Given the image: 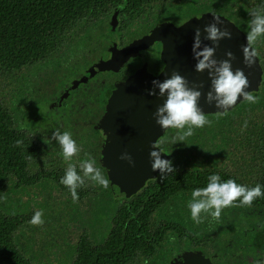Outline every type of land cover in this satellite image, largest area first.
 <instances>
[{
    "label": "flooded vegetation",
    "instance_id": "flooded-vegetation-1",
    "mask_svg": "<svg viewBox=\"0 0 264 264\" xmlns=\"http://www.w3.org/2000/svg\"><path fill=\"white\" fill-rule=\"evenodd\" d=\"M254 1L105 0L74 25L49 31L28 61L0 69V108L33 151L25 166L24 138L3 141L0 206L19 218L13 244L31 264H76L84 252L93 260L111 255L117 264H264V197L223 209L219 220L202 213L200 224L188 207L192 191L212 174L264 186V49H256L263 79L251 92L258 102L242 100L219 117L205 113L212 123L184 142L153 116L136 114L134 123L109 116L115 90L140 75L169 78L177 70L189 86L207 79L180 28L214 13L247 34L250 12L259 9ZM55 130L70 131L80 145L73 157L78 173L79 161L90 156L108 188L86 179L73 201L60 183L67 162L51 139ZM157 140L175 169L163 177L151 167ZM124 152L134 165L120 159ZM40 209L45 223L31 226Z\"/></svg>",
    "mask_w": 264,
    "mask_h": 264
},
{
    "label": "clouds",
    "instance_id": "clouds-1",
    "mask_svg": "<svg viewBox=\"0 0 264 264\" xmlns=\"http://www.w3.org/2000/svg\"><path fill=\"white\" fill-rule=\"evenodd\" d=\"M212 15L213 21L204 27L206 33L204 39L211 40L218 47L219 41L223 38L230 39L232 33L227 28L222 30L218 27V25L223 24V21L220 16L214 13ZM250 15L252 19L249 25L250 31L246 34L247 43L242 46L244 63L247 67H252L255 64L258 52L254 45L260 37L264 36V9H255L250 12ZM192 51L194 59L197 61L195 64L196 71L204 72L207 70L211 78V89L206 93L205 100L208 104L214 102L217 109H222V111H217V117L226 115L228 109L233 107L241 96L248 103L258 102L257 96L246 91L249 87V80L244 71L240 68L233 71L234 54L227 51L228 59L217 60L214 58L216 47L207 44L202 47L201 29L199 27L195 29ZM152 83L153 88L149 90V95L166 96L163 104L159 105L153 114L156 123L163 129L179 130L176 142H184L186 138L194 135V129L203 128L212 123L199 106V100L202 96L199 89L203 87L202 83L189 87V81L177 71H173L170 78H166L162 82L154 80ZM157 88L159 89L158 93L156 92ZM246 126L247 122H245ZM51 139L59 143L63 159L67 162V168L60 183L70 190L73 201L78 200L77 189L85 184L86 179L105 189L108 188L109 180L102 169L97 166V161L94 158L86 156L85 159L79 161V168L83 175L78 173L77 163L73 162V157L79 155L81 147L70 131L61 133L59 130H55ZM15 143L16 146H20L22 141L17 140ZM160 143L161 141L157 140L152 144L153 150L150 151V158L152 170H159L161 177H163L165 173H172L175 169L171 160L162 158L161 153L166 152L160 148ZM167 154L170 155V153ZM120 159L134 165L131 155L127 152L122 153ZM260 197H264V186L260 184L248 187L237 183L232 178L221 181L218 174H212L208 177L206 187L196 188L192 191L188 207L191 219L200 224L203 222L202 213H208L214 219L219 220L223 209L251 207L253 202ZM28 223L31 226H42L45 223L44 210H37Z\"/></svg>",
    "mask_w": 264,
    "mask_h": 264
},
{
    "label": "trees",
    "instance_id": "trees-1",
    "mask_svg": "<svg viewBox=\"0 0 264 264\" xmlns=\"http://www.w3.org/2000/svg\"><path fill=\"white\" fill-rule=\"evenodd\" d=\"M103 1L105 0H0V69H9L19 62L28 61L37 54L49 31L59 32L65 26L74 25ZM254 3L257 6L255 8L264 9V0H255ZM259 39L254 47L264 49V36ZM2 119L8 123L4 128ZM9 121L7 114H3L0 108V192L4 180V175L1 174L5 161L2 149L6 137L24 138L25 166L27 158L33 155L31 147L27 146L29 138L10 129ZM16 153L15 150V155ZM18 224L19 218L6 216L0 206V264H31L13 244V233ZM92 257L94 256L89 257L84 252L76 264H117L111 255L105 254L98 260H93Z\"/></svg>",
    "mask_w": 264,
    "mask_h": 264
},
{
    "label": "water",
    "instance_id": "water-1",
    "mask_svg": "<svg viewBox=\"0 0 264 264\" xmlns=\"http://www.w3.org/2000/svg\"><path fill=\"white\" fill-rule=\"evenodd\" d=\"M218 16H220L221 20L223 21V24L218 25V27H220L222 30L227 28L232 33L230 39H221L219 41L218 47L214 45L211 40L204 39L206 36L204 27L213 21L212 14H201L196 16L183 27H181L179 32L185 34V41L192 40L194 42L195 29L199 27L201 29L202 44L207 41L209 46L216 47L214 58L217 60L228 59L226 52L231 51L235 56V59L232 60L233 71H235L237 68L242 69L249 80V87L246 89V91L253 92L258 90L263 79V67L258 55L256 57L255 64L252 67H247L244 63L242 52V46L246 45L247 43L245 31L229 18L219 14ZM203 73L205 78L207 76L208 78L204 80L201 79V81H199L197 84H194H203V87L199 89L202 92V96L199 100V106L202 108L204 113L222 111V109H217L214 102L213 104L206 103L205 96L206 93L211 89V78L208 75V71ZM166 78L168 77L165 74H161L158 77L140 75L137 78L128 80L124 85H121L119 88H117L111 97V106L109 107V116L112 119L111 121L114 122L113 120L123 116L126 121L134 123L139 118L136 117V114H140L145 120L151 119V116H153L155 119L153 114L156 112L157 107L163 104L166 96L160 97L159 95H149V90L153 88L152 82L154 80H159L162 82ZM156 92H159L158 88L156 89ZM155 98H158V100ZM242 100L243 97L241 96L238 98L237 103ZM121 119L123 120V118Z\"/></svg>",
    "mask_w": 264,
    "mask_h": 264
}]
</instances>
